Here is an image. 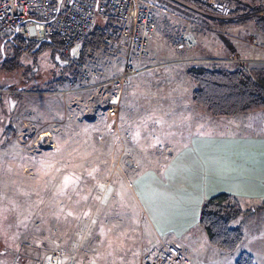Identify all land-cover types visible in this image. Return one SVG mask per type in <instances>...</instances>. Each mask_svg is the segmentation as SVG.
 Listing matches in <instances>:
<instances>
[{"label":"rangeland","instance_id":"rangeland-1","mask_svg":"<svg viewBox=\"0 0 264 264\" xmlns=\"http://www.w3.org/2000/svg\"><path fill=\"white\" fill-rule=\"evenodd\" d=\"M147 2L153 6L156 29L147 41L149 58L134 65L138 69L166 67L139 73L126 85L132 134L119 121L121 115L113 106L117 97L110 102L113 90L108 86L95 87L97 81H90L86 90L66 93L72 76L63 85L53 84L61 75H69L59 62L76 59L78 47L71 50V57L57 61L50 50L36 58L23 53L22 68L0 71V264H34L45 252L42 242L49 245L54 227L66 256L78 248L63 264H139L155 234L132 189L135 180L150 168L166 165L175 150L171 144H183L190 136L262 134L258 123L264 120V110L214 118L192 104L193 85L186 76L191 66L209 68L213 63L230 70L238 66L264 69V38L254 25L217 26L191 14L209 20L229 21L230 17L213 16L179 0ZM112 24L119 31V24ZM101 51L86 67L116 76L123 66L121 55L109 52L111 58ZM177 81L184 105V114L178 115L172 107ZM157 84L160 93L153 87ZM130 137L134 147L128 148L126 138ZM253 221L261 224V235L256 236L258 230L254 233L256 226L250 237L246 231V243L232 255L212 249L200 228L176 243L190 264H233L241 253L251 251L250 244L257 246L260 257L264 211ZM69 229L75 232L72 238L66 237ZM82 237L84 246L76 245L72 251V242L80 244Z\"/></svg>","mask_w":264,"mask_h":264},{"label":"crops","instance_id":"crops-1","mask_svg":"<svg viewBox=\"0 0 264 264\" xmlns=\"http://www.w3.org/2000/svg\"><path fill=\"white\" fill-rule=\"evenodd\" d=\"M97 23L107 29L110 22L106 25L101 21H97ZM78 49L79 52L80 47ZM101 52L112 56L109 51ZM78 58L79 56L74 60H78ZM116 58L120 59L119 56ZM117 59L115 60L118 61ZM161 65L152 69L146 68L140 74L166 67L164 64ZM121 69L119 68L116 75H119ZM157 85H153V87L160 93V85H158L159 88ZM179 88L177 81L175 86L176 101L172 102L176 115L179 112L184 114V105L181 99L179 100ZM129 96L130 94L125 88L118 103L116 101L113 106L118 109L119 115H121L119 121L121 120L120 122L127 126V132L132 134L133 112L128 106ZM163 102L161 103L163 104ZM123 106L125 110L122 113ZM163 106V109H169L168 105ZM168 116L174 115L168 114ZM171 122L170 127L175 125V121L171 119ZM258 125L262 134L257 136L207 137L193 135L183 144L178 146L171 144L175 150L171 153L167 164L162 168H150L141 178L135 180L132 189L149 216L150 227L155 234L154 242L158 238H163L175 243L181 251L180 245L176 242H181L185 236L199 228V214L203 202L221 194L238 198L242 208L245 211H250L248 215L238 221L243 226L244 236L247 231L250 237V234H253L251 229H254L255 226L254 233L258 230L256 236L261 235L259 234L261 224L256 225L253 220L264 211V206H261L264 204V120H260ZM126 139L130 140L127 144L128 148L134 147L131 144L132 137ZM149 139L153 140L154 138L150 136ZM144 145L146 147L147 143ZM250 239L247 241L249 244L253 241ZM244 243H246L245 239ZM250 245L253 250L244 253L250 254L256 264H264V254H260L259 257L257 246ZM263 251L264 245L262 246Z\"/></svg>","mask_w":264,"mask_h":264},{"label":"built area","instance_id":"built-area-1","mask_svg":"<svg viewBox=\"0 0 264 264\" xmlns=\"http://www.w3.org/2000/svg\"><path fill=\"white\" fill-rule=\"evenodd\" d=\"M191 1L222 17L230 16L231 8L219 0ZM154 14L151 3L142 0H0V41L3 38H13L16 34L30 43L50 42L55 38L60 47L57 57L66 60L71 57L72 49L83 45L98 25L97 21L105 25L108 22L118 23L120 41L113 43L107 32L100 48L103 50L107 47L111 54L121 55L123 66L119 75L110 77L104 71L86 67V63L94 57V53L87 50L84 62L77 63L74 75L64 90L66 93L80 92L89 87L90 81H97L95 87L108 86L113 90L110 95L112 103L114 96L119 100L122 89L130 79L146 69H138L134 62L141 63L149 58L147 41L156 29ZM64 91L58 93L64 94ZM57 231L55 227L50 230L49 245L42 242L45 252L34 264H63L65 258L72 259L78 253L76 248V252L65 255L61 249L63 241L55 238L58 237ZM65 234L67 238H72L75 232L69 229ZM81 239L78 240L80 244L72 242V251L76 245L84 246L85 238ZM139 264L190 262L175 243L158 238L144 249Z\"/></svg>","mask_w":264,"mask_h":264},{"label":"trees","instance_id":"trees-1","mask_svg":"<svg viewBox=\"0 0 264 264\" xmlns=\"http://www.w3.org/2000/svg\"><path fill=\"white\" fill-rule=\"evenodd\" d=\"M142 1L153 2V0ZM157 1L163 3V0ZM179 1L187 5L190 4L199 11L206 13L208 11L209 14L216 16V13H212L190 0ZM219 1L231 8L229 21L209 20L196 14H191V16L200 21L222 27L252 23L257 33L264 38V0ZM112 23L108 24L107 29L102 25L95 27L80 47L78 60L68 61V64L59 62L63 73L69 75L67 77L61 75L59 78L61 83L56 81L53 84L63 85L73 76L76 62L84 61L87 50L97 54L103 45L105 33L108 32L113 41L118 42L119 34ZM8 40L9 38H3L0 41L1 44L5 42L3 46V49L5 48V59L0 61V71L13 72L22 68L19 57L23 53L32 54L36 58L50 50L53 61L58 60L56 55H58L60 47L55 38L50 42L30 43L26 42L19 34H16L13 38H10V41ZM186 76L193 85L192 103L214 118H232L264 110V69H247L238 66L230 70L220 63H213L209 68L191 66L186 70ZM261 206H264V204ZM249 213L250 211H245L242 208L238 198L221 194L203 202L200 208L198 226L205 233L207 242L212 249L232 255L244 241L243 226L240 223L238 224V221ZM233 264H256V262L250 254L241 253Z\"/></svg>","mask_w":264,"mask_h":264},{"label":"water","instance_id":"water-1","mask_svg":"<svg viewBox=\"0 0 264 264\" xmlns=\"http://www.w3.org/2000/svg\"><path fill=\"white\" fill-rule=\"evenodd\" d=\"M10 40V39H9ZM8 40V41H9ZM5 43V42H4ZM4 43L1 45V60H4L5 59V54H4V51H3V46H4Z\"/></svg>","mask_w":264,"mask_h":264},{"label":"flooded vegetation","instance_id":"flooded-vegetation-1","mask_svg":"<svg viewBox=\"0 0 264 264\" xmlns=\"http://www.w3.org/2000/svg\"><path fill=\"white\" fill-rule=\"evenodd\" d=\"M10 39V38H9ZM10 41V40H9ZM0 60H1V58H0Z\"/></svg>","mask_w":264,"mask_h":264}]
</instances>
